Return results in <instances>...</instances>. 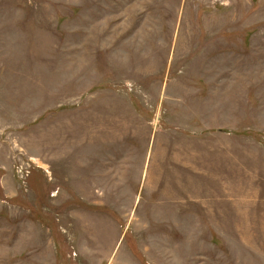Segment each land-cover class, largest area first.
<instances>
[{
  "label": "rangeland",
  "instance_id": "rangeland-1",
  "mask_svg": "<svg viewBox=\"0 0 264 264\" xmlns=\"http://www.w3.org/2000/svg\"><path fill=\"white\" fill-rule=\"evenodd\" d=\"M0 264H264V0H0Z\"/></svg>",
  "mask_w": 264,
  "mask_h": 264
}]
</instances>
